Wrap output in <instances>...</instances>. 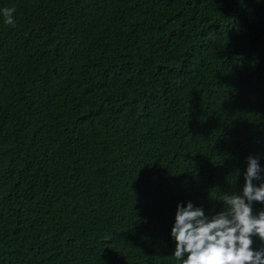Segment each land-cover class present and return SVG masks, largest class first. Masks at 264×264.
<instances>
[{
  "label": "trees",
  "instance_id": "trees-1",
  "mask_svg": "<svg viewBox=\"0 0 264 264\" xmlns=\"http://www.w3.org/2000/svg\"><path fill=\"white\" fill-rule=\"evenodd\" d=\"M249 155L264 0H0V264H180L177 204L226 210Z\"/></svg>",
  "mask_w": 264,
  "mask_h": 264
},
{
  "label": "clouds",
  "instance_id": "clouds-1",
  "mask_svg": "<svg viewBox=\"0 0 264 264\" xmlns=\"http://www.w3.org/2000/svg\"><path fill=\"white\" fill-rule=\"evenodd\" d=\"M13 12L3 9L6 24L14 25ZM246 160L242 194L220 196L226 210L209 216L191 201L177 204L170 235L180 264H264V247L253 249V237L264 242V208L254 213L252 207L253 202L264 205V169L259 156Z\"/></svg>",
  "mask_w": 264,
  "mask_h": 264
}]
</instances>
